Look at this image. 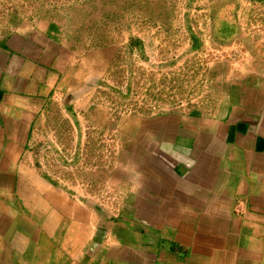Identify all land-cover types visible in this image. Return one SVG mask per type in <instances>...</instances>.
I'll return each instance as SVG.
<instances>
[{
    "label": "crops",
    "instance_id": "obj_1",
    "mask_svg": "<svg viewBox=\"0 0 264 264\" xmlns=\"http://www.w3.org/2000/svg\"><path fill=\"white\" fill-rule=\"evenodd\" d=\"M29 31L0 41V264H264V88L202 121L200 139L187 124L156 127L151 177L143 167L123 217L109 220L30 153L34 130L101 77L105 49Z\"/></svg>",
    "mask_w": 264,
    "mask_h": 264
},
{
    "label": "rangeland",
    "instance_id": "obj_2",
    "mask_svg": "<svg viewBox=\"0 0 264 264\" xmlns=\"http://www.w3.org/2000/svg\"><path fill=\"white\" fill-rule=\"evenodd\" d=\"M29 30L105 49L101 77L34 130L30 153L109 220L123 217L143 167L151 177L156 127L187 124L200 139L202 121L264 88V0H0V41Z\"/></svg>",
    "mask_w": 264,
    "mask_h": 264
}]
</instances>
